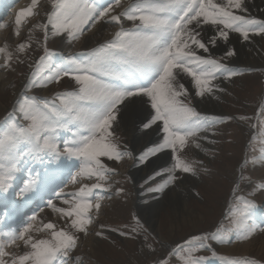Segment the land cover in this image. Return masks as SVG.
I'll return each mask as SVG.
<instances>
[{
  "label": "snow or ice",
  "instance_id": "snow-or-ice-1",
  "mask_svg": "<svg viewBox=\"0 0 264 264\" xmlns=\"http://www.w3.org/2000/svg\"><path fill=\"white\" fill-rule=\"evenodd\" d=\"M49 3L50 10L41 16L40 0H31L15 17L14 35L20 36L30 18L40 16V21L13 50L7 44L0 47V70L14 71V64L28 59L32 33L38 30L43 35L36 41L42 53L27 63L25 82L0 120V224L36 205L22 228L0 231V264H69V260L84 264L82 256L73 254L82 237L89 235L103 201L126 194L123 187L113 191L111 178L119 174L113 164L127 158L136 161L134 166L148 167L152 158L168 157V166L153 168L139 186L142 195L163 194L181 180L180 174L197 176V164L203 161L187 159V150L207 152L201 141L215 144L209 134L215 137L217 125L233 120L248 124L250 153L259 148L250 159L245 156L233 182L232 199L222 214L227 227L217 221L170 247L136 213L128 223L107 231L139 239L142 250L153 257L151 264H264V256L237 259L221 250L264 236V224L252 219L255 202L241 194V182L254 183L244 174L248 166H264V96L255 117L209 115L191 103L193 96L219 99L217 94L226 93L234 78L264 71L234 65V46L225 47L219 57L212 54L222 43L229 44L233 33L242 45H251L255 37L264 40V18L249 15L246 0ZM6 27L0 23V29ZM105 28L112 29L110 38L87 47V40ZM49 37L69 43L84 40V50L64 54L50 49ZM65 78L69 90L50 96L34 91L59 85ZM129 123L133 133L154 132L158 137L135 156L119 134L128 130ZM68 184L75 190L67 191ZM255 190L264 192V182L255 184ZM145 205L150 207L147 200ZM45 208L58 215L62 227L39 218ZM99 228L95 236H104L106 226ZM34 231L46 235L36 238ZM18 242L22 253L8 250L20 248Z\"/></svg>",
  "mask_w": 264,
  "mask_h": 264
},
{
  "label": "rangeland",
  "instance_id": "rangeland-1",
  "mask_svg": "<svg viewBox=\"0 0 264 264\" xmlns=\"http://www.w3.org/2000/svg\"><path fill=\"white\" fill-rule=\"evenodd\" d=\"M2 1L0 2V23H5L8 27L0 29V47L7 44L9 46V50H13L17 43L28 38L29 29L33 24L40 21V16L30 18L23 26L20 36L17 37L14 35L15 17L20 10L28 7L31 0ZM125 2H127V0H125ZM10 9L13 11L10 12ZM46 9L50 10L49 0H40L41 16H43ZM248 14L252 15L249 12ZM254 16L260 18L258 15ZM3 31H6L5 34ZM42 38L43 35L41 32L38 30L33 32V45L32 49L29 50L28 59H26L25 64H14V71L0 70V79L3 75L9 76L10 78L12 76L15 83H18L22 80V77L25 78L28 72L26 65L30 62L29 60H31L32 57H38V55L42 53V49H40L36 43L37 40H42ZM255 41L258 57L262 59L261 63L250 64L249 58H251L253 54L251 53L249 47V52L243 55V57L238 61L239 64H235L236 66L255 67L257 69L264 70V40H261L259 37H255ZM80 43V41L69 43L66 39L49 37L47 46L50 49L63 52L64 54H69L82 51L78 48ZM228 47L233 46L229 45ZM223 50L224 49L213 51L212 54L219 57L223 55ZM249 53L250 56L248 55ZM2 62L3 58L0 57V63ZM55 86H57L55 91L69 90L70 81L65 78L59 85ZM13 87L14 86L12 84L9 85V87H6L7 93L2 91L0 88L1 98H3V103L9 106L8 110L11 109V105L15 99ZM226 87L228 91L226 93H218L220 98L216 99L218 101L217 107L212 110H202V108L196 104L194 96L191 99V103L198 111L209 115H232L236 117L245 115L255 117L261 97L264 96V71L246 73L241 77L234 78V83L227 84ZM55 91L52 93L50 92L47 95H41L50 96ZM7 111L2 115V117H0V120L4 119ZM252 122L255 123L256 120L253 119ZM130 128H132L131 124H129L127 131L121 129L119 134L127 142L128 149L132 151L135 156L138 155L139 152L134 151V137L130 132ZM217 132L218 135L215 137L209 134V138L216 141L215 144H209L208 142L202 143L203 141L201 142L203 147L208 150L207 152L193 147L188 149L185 153L186 158L189 160L203 161L202 165L197 164V176L180 174L181 180L175 185L170 186L163 193L165 196L167 195L166 199L173 198V196L178 194L177 190H179L178 192L182 190L181 187L183 185V187H188L187 184L184 183V180L185 176H189L195 181V183L190 188L183 189L182 198L184 202H177L174 204L173 202L170 203L166 200H164L165 202L161 201L159 209L155 212V215L152 218H150L148 211L143 210V207L146 206L145 200H147L150 204V202L156 200V198L153 200V196L158 197L160 194H148L147 196L142 195L141 192H139V186L143 182V178L146 173H150L153 167L156 170H159L163 166L158 165L155 167L149 164L148 167H144L143 165L137 167L134 166L136 163L134 159L127 158L118 165L113 164L114 167L118 169L119 173L111 178L113 191L116 187H123L126 194L122 196H113L111 200L105 199L103 201L102 210L98 219L95 220L94 224L90 227L89 235L87 237H82L78 248L73 255L82 256L84 264H151L153 257L149 256L142 250V244L139 239L133 240L127 237H121L118 233H110L107 231V228L109 227L121 226L128 223L133 213L141 216L142 221L145 222V227H147L158 240L164 241L165 247H170L173 241H178L181 238L186 237L191 232H195L201 228H208L217 221H223L222 214L227 212L228 204L232 199V189L234 187L233 182L239 178L240 165L242 164L245 156H248L250 159L251 155L258 154L259 145H257V153H250L248 143L251 130L247 123L233 120L223 125H217ZM145 136L146 135L139 134V147L143 148L149 145L145 140ZM149 136H151V134ZM156 140L157 139L154 138V141ZM160 164H162V162ZM244 174L245 176H251L254 183L249 184L246 181L241 182V194L253 200L256 204V208L252 212L253 222L256 224H264V192L255 190V184L264 182V166H252L250 164ZM116 181H119V183L116 184ZM179 186L180 189H178ZM76 187H78V185ZM73 189L74 187L71 184H68L66 190L72 191ZM197 192H199V196L196 195ZM253 192L254 195L249 196V193ZM44 210L45 211H43L42 216L44 214L48 215V213H51V210L48 208H45ZM23 220L25 222L20 221L18 228H22L27 222L26 219ZM223 223L226 227L228 226L227 221H223ZM38 224L39 220L37 221V225ZM100 224L105 225L106 228L102 230L104 231V236L97 237L94 233L96 231H101L99 228ZM8 230L10 231V229ZM33 235L36 238H41L45 236L46 233L34 231ZM105 236L107 237L106 239L104 238ZM259 236L261 235L258 234L257 237ZM91 240L94 242L93 249H90V247L87 246L88 242ZM18 243L21 244L20 248L12 246L8 250L21 253L24 250L22 242ZM235 244L243 245L250 243L242 242ZM157 247L158 251H163V249H160L159 246ZM229 254L237 259H258L261 256H264V250H262L259 255H254L247 251H237ZM69 264H75V261L69 260Z\"/></svg>",
  "mask_w": 264,
  "mask_h": 264
},
{
  "label": "bare ground",
  "instance_id": "bare-ground-1",
  "mask_svg": "<svg viewBox=\"0 0 264 264\" xmlns=\"http://www.w3.org/2000/svg\"><path fill=\"white\" fill-rule=\"evenodd\" d=\"M2 0H0L1 2ZM5 2V0H3ZM2 1V2H3ZM246 4H247V7L249 9V13L252 14V15H258L260 18H264V0H246ZM13 10H11L10 12H12ZM0 12H1V7H0ZM111 31L112 29H108V28H105L104 30L100 31L99 33H97L95 36H92L91 33H89L88 35L89 36H92L91 39H88L87 40V47H92V46H95L96 43L98 42H101L105 39H108L110 38V34H111ZM4 32V31H3ZM6 32V31H5ZM4 32V34H5ZM12 39V38H11ZM86 39V38H85ZM81 43L78 45V48L79 50H84V40H81L80 41ZM9 43V41H8ZM12 43V42H11ZM73 45V44H72ZM234 46L237 50V56L236 57H233L232 58V63L235 65V64H239V60L243 57L244 54H247L249 52L248 48L250 47V51L251 53L253 54V56L251 58H249V61H250V64H255V63H261V58L258 57V52H257V48H256V41H255V38L253 39V42L251 45H242L237 39H236V34H231L230 36V43L225 45V44H221L218 48H214L212 49V52L213 51H216V50H219V49H224L225 47H228V46ZM72 48V46H71ZM68 49V47H67ZM77 49V47H76ZM74 51V50H73ZM76 53V52H75ZM250 56V53L248 54ZM248 60V59H247ZM30 61V60H29ZM249 64V63H248ZM27 66V65H26ZM14 76V75H13ZM25 82V78L22 77V80H20L18 83L14 81V78L11 76V78L9 76H4L0 79V88L2 91H6V87H9V85H13V93H18L20 90H21V86L22 84ZM186 83V82H185ZM186 86L187 83H186ZM223 86V85H222ZM57 89V86H55V84L53 85H49L48 88L46 89H43V90H34V91H38L39 94H45L47 95L48 93H52L53 91H55ZM2 93V92H1ZM218 95V94H217ZM195 102L196 104H198V106L200 108H202V110H206L208 111L209 109L212 110L214 108L217 107V103L218 101L215 99V98H212V97H206V98H199V97H195ZM3 98H1V95H0V117H2V115L8 110L9 106H7V104L5 105L3 103ZM131 124V123H129ZM130 132L131 134H133V137H134V140H133V147H135V152H139L140 149L142 147H139L138 146V137H139V134L140 133H133L132 131V128H130ZM151 134V136H149ZM153 135V136H152ZM149 138V140H148ZM152 138V139H151ZM154 138L157 139V134L154 133V132H149L148 135L145 136V140L147 141L148 144H150L149 142H154ZM210 139V138H209ZM202 142V141H201ZM207 141H203L202 143H206ZM142 146V145H141ZM163 161H162V159ZM159 160H157L156 158H153V163H151L152 166H155L157 167L158 165H162L163 167H167L168 164H169V160H168V157H164L162 156ZM162 162V164H160ZM150 165V166H151ZM114 167V165H112ZM154 168V167H153ZM186 180V181H185ZM185 180H184V183L187 184L188 187H181L182 190H180V192H178L179 190H177V193L175 196H173V198H170V199H166V196L165 194H163V197H162V194H160L158 197H156V200L153 201V202H150V207H143V210H146L149 212V216L150 218H152L154 215H155V212L159 209L160 207V204H161V201H168L170 203H177V202H181L183 203V198H182V192H183V189H188L190 188L194 183L195 181L191 178V177H186L185 176ZM183 183V184H184ZM180 189V186L179 188ZM75 190V189H73ZM72 190V191H73ZM69 191V190H67ZM140 192V191H139ZM169 195V194H168ZM186 196V195H185ZM169 197V196H168ZM178 200H177V199ZM186 199V198H185ZM184 199V200H185ZM154 200V199H153ZM176 201V202H175ZM165 202V201H164ZM163 202V203H164ZM57 204L59 205V201H57ZM184 205V204H183ZM185 206V205H184ZM44 207V205L42 206ZM45 211V210H44ZM42 213L43 212H40L39 213V218L40 219H43L44 222H48V221H52V222H55L57 223V225H59L58 227H62L63 226V223L59 220V217L57 214L55 213H48V215L44 214L42 216ZM148 215V214H147ZM28 216H30V214H28L24 219H26L27 221V218ZM257 216V215H256ZM18 217V216H17ZM255 218V217H254ZM257 219V217H256ZM20 221H23V218L19 219ZM39 220V219H38ZM19 221V222H20ZM182 221V220H181ZM152 223V222H151ZM19 224V223H18ZM1 225V224H0ZM14 228V227H13ZM161 229V228H160ZM6 232L9 231V230H5ZM258 236V235H257ZM255 237V239L253 240V242H251L250 244H243V245H232V246H229V247H221V250L222 252L224 253H233V252H237V251H241V252H249V253H252L254 255H259L261 253L262 250H264V237L263 236H259V237ZM45 236L41 237V238H44ZM88 247H90V249H93L94 247V242L93 240L89 241L88 242ZM22 253V252H21Z\"/></svg>",
  "mask_w": 264,
  "mask_h": 264
}]
</instances>
